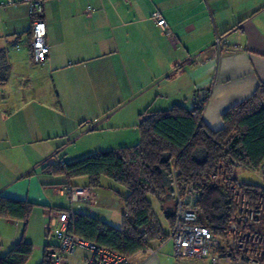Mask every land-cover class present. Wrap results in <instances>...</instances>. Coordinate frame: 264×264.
I'll use <instances>...</instances> for the list:
<instances>
[{
	"label": "crops",
	"instance_id": "obj_1",
	"mask_svg": "<svg viewBox=\"0 0 264 264\" xmlns=\"http://www.w3.org/2000/svg\"><path fill=\"white\" fill-rule=\"evenodd\" d=\"M88 5L94 8L91 15ZM155 11L170 24L171 37L152 19ZM43 17L50 53L45 65H37L29 49L28 4L14 0L0 8V52L8 63L6 70L0 68V194L47 206L37 207L30 217L25 240L34 246V253L26 264H42L46 251L57 247L46 224L59 208L122 225L124 209L118 215L106 206L113 202L112 196L100 206L99 189L89 188L95 204L80 202L86 206L75 211L64 187L88 188V178L44 174L42 167L51 157L30 161L27 169L14 168L9 153L24 145L43 147L66 126L68 118L62 113L66 108L78 105L91 110L74 120L87 131L106 124L109 129L122 126L128 133L123 142L133 146L139 141L138 125L145 112L176 104L192 108L196 97L207 95L202 120L219 130L225 126L224 113L249 100L264 84V0H44ZM216 33L223 44L220 54L214 48ZM20 42L23 48L18 51L15 45ZM92 106H106L102 121L94 117ZM109 106L116 112L111 113ZM129 106V111L119 113ZM20 110L25 111L26 125L15 127ZM92 119L97 122L86 125ZM37 169L40 182L31 176ZM22 232L21 222L0 219V255L21 240ZM167 241L160 237L151 243V250L129 258L133 264H171L163 252ZM87 255L79 250L70 262L85 264Z\"/></svg>",
	"mask_w": 264,
	"mask_h": 264
},
{
	"label": "trees",
	"instance_id": "obj_2",
	"mask_svg": "<svg viewBox=\"0 0 264 264\" xmlns=\"http://www.w3.org/2000/svg\"><path fill=\"white\" fill-rule=\"evenodd\" d=\"M1 67L8 68L3 52ZM206 98L207 95L192 108L176 104L167 110L145 112L138 125L139 141L133 146L99 151L73 162L45 163L44 174L68 179L87 177L90 189L99 188L103 176L127 189L119 193L125 203L121 227L73 212L69 231L131 257L152 248L151 243L160 237L161 241L170 238L171 233L165 232L155 218L151 197L159 200L173 229L178 194L184 195L191 185L201 183L203 194L198 204L203 220L213 232L224 235L234 214V202L230 193L209 182L208 176L221 166L234 176L238 168L258 169L264 163V84L249 100L224 113L225 126L219 130L211 129L202 120ZM247 185L264 199L263 187ZM37 207L47 206L0 194V219L17 220L23 228L21 240L6 255H0V264H26L32 257L34 246L25 236ZM47 251L42 264H49Z\"/></svg>",
	"mask_w": 264,
	"mask_h": 264
},
{
	"label": "built area",
	"instance_id": "obj_3",
	"mask_svg": "<svg viewBox=\"0 0 264 264\" xmlns=\"http://www.w3.org/2000/svg\"><path fill=\"white\" fill-rule=\"evenodd\" d=\"M28 4L32 26L29 33V49L32 60L37 65H45L50 53L47 41V24L44 20V0H22ZM14 0L2 2L6 9ZM91 15L94 8L87 6ZM152 19L164 33L171 37L170 24L163 15L155 11ZM23 44L17 43L20 51ZM214 48L218 54L223 49L221 36L216 33ZM205 98V97H204ZM198 97L195 101L199 102ZM209 182L224 187L234 202V214L228 221L224 235H219L204 222L203 212L198 202L202 198L203 185H191L184 195L177 196V215L170 240L177 258L206 259L210 264H264V231L260 225L264 221V199L260 192L239 181L223 166L208 176ZM72 202L95 204L96 198L89 188L66 186L63 190ZM255 196L252 198V196ZM71 210H56L46 228L52 230L57 239L56 248L47 251L49 264H72L70 259L78 250L88 252L85 264H133L129 257L108 247L98 245L69 231ZM151 250V249H148Z\"/></svg>",
	"mask_w": 264,
	"mask_h": 264
},
{
	"label": "rangeland",
	"instance_id": "obj_4",
	"mask_svg": "<svg viewBox=\"0 0 264 264\" xmlns=\"http://www.w3.org/2000/svg\"><path fill=\"white\" fill-rule=\"evenodd\" d=\"M105 107L106 106H92L93 108L92 113L93 115H95L94 117L98 119L97 120L98 122L102 121V119L104 118V113L108 112L107 108ZM110 108L111 106H109V110ZM130 108H131L130 106L124 107L123 110H121V112L119 113L129 111ZM21 110L14 117L15 127H17V125H21L22 123H24L22 119L25 118V115H23L25 114V111L21 113ZM90 111L91 110L86 109L84 106L80 107L78 105L77 107L72 106L66 108V111L62 112L65 113L66 117L68 118L67 119L68 121H66V126L57 129L55 133H57L58 135L52 134L53 135L52 138L46 141L47 143H45L43 147H38L37 145L35 146L24 145L27 147L23 148V146H21L18 149H14L13 154L9 153L11 157L14 158V168H16L15 166H17L19 169L22 168L27 169L28 163L30 161L35 163L40 157L42 159H47L51 157L49 159V162H55L58 161L59 159L64 162H73L87 155L97 153L99 151L113 150L122 147L123 145L132 146L131 142L130 144H125L123 142V140L125 139L124 135L127 136L128 133H124L123 129L121 128L122 126L120 128H118V126H115V128L109 129L108 124H106L105 128H103L104 126H101V128L93 131H87V128H85V126L83 128L86 129V131H84L83 128L81 129L80 122H76L74 120H77L80 117H84L83 115L87 116ZM110 111L111 113H113L116 112V109ZM106 116H108V114ZM88 121L89 122L86 125L90 124L91 122H97L94 121V119ZM24 125L26 124L24 123ZM19 131L21 132V134L24 133L21 130ZM19 138L22 141L27 140V138H25L24 136H21ZM32 167L33 164L30 166V168ZM39 170L40 169H37L36 172L32 170L31 176L36 178L40 182V179L38 178ZM235 176L239 181H241L244 184H251V185L261 186L264 188V163L258 169L238 168L235 172ZM39 182H37L36 184H39ZM97 189H99L101 193L100 206L107 204L106 206L114 211H117L118 215L120 214V211L122 209H124L125 211L124 200L119 194V193L124 194L127 192V189L124 186H122L121 184H119L118 182L114 181L109 177L103 176L101 179V186ZM110 196L114 198L111 204L106 203V202H110L107 198ZM57 200L61 201V197H59ZM62 200L65 201V199ZM151 200L153 203V211L155 214V218L159 220L164 231L169 233L170 225L162 210L159 200L154 197H151ZM73 203H74L73 208L75 211H80L81 209L84 208V206H86L84 203H80L77 201ZM64 205L67 204L65 203ZM260 228L261 230L264 231V221L260 225ZM165 244L166 245L163 247L164 250L163 252L169 256L171 260V264H205L203 259L200 260L191 257L188 258L175 257L173 254V243L171 242L170 238Z\"/></svg>",
	"mask_w": 264,
	"mask_h": 264
}]
</instances>
